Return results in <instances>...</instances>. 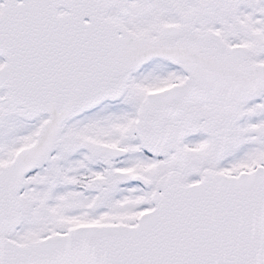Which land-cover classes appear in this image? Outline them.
Segmentation results:
<instances>
[{
  "label": "snow or ice",
  "instance_id": "obj_1",
  "mask_svg": "<svg viewBox=\"0 0 264 264\" xmlns=\"http://www.w3.org/2000/svg\"><path fill=\"white\" fill-rule=\"evenodd\" d=\"M0 264H264V0H0Z\"/></svg>",
  "mask_w": 264,
  "mask_h": 264
}]
</instances>
